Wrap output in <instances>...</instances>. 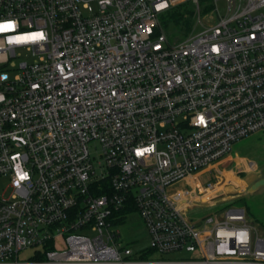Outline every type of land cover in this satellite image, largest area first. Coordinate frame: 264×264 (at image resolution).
Wrapping results in <instances>:
<instances>
[{
	"label": "built area",
	"instance_id": "built-area-1",
	"mask_svg": "<svg viewBox=\"0 0 264 264\" xmlns=\"http://www.w3.org/2000/svg\"><path fill=\"white\" fill-rule=\"evenodd\" d=\"M187 1L204 29L170 44L161 18ZM6 21L0 264H264L244 207L189 215L222 191L200 173L264 130V0H0ZM129 211L148 250L189 256L135 251Z\"/></svg>",
	"mask_w": 264,
	"mask_h": 264
},
{
	"label": "rangeland",
	"instance_id": "rangeland-1",
	"mask_svg": "<svg viewBox=\"0 0 264 264\" xmlns=\"http://www.w3.org/2000/svg\"><path fill=\"white\" fill-rule=\"evenodd\" d=\"M179 7L180 12H185L189 8L193 9L191 1ZM197 18V16L193 17L189 34H197L204 29L203 25L197 22ZM161 20L170 44L179 43L186 38L175 20L168 15L163 16ZM252 161L257 165L255 168H250ZM204 173L200 177L203 185L219 183L222 191L211 197L209 202L199 203L190 209L189 215L194 220L215 213L218 214L216 217H219L226 206L244 207L249 222L258 230L259 236L264 237V186H261V183H264V130L236 142L225 159L214 167L206 169ZM10 182V177L0 178L1 194L10 196L12 192ZM246 183L249 187L245 186ZM190 186L189 182L183 181L176 188L189 189ZM241 188L246 192H242ZM249 189L253 191L250 192ZM120 230L124 241L129 243L135 251L149 247L150 235L139 212H127L125 221L120 224ZM33 254L34 249L27 248L19 253V259L29 260Z\"/></svg>",
	"mask_w": 264,
	"mask_h": 264
},
{
	"label": "trees",
	"instance_id": "trees-1",
	"mask_svg": "<svg viewBox=\"0 0 264 264\" xmlns=\"http://www.w3.org/2000/svg\"><path fill=\"white\" fill-rule=\"evenodd\" d=\"M179 9L180 7L171 11L168 14V17L176 21V24H178L179 28L182 31V34H185V36H188L189 32L191 31V27H192L193 9L192 8L186 9L185 12L184 11L180 12ZM187 13H190V14L186 15ZM37 258L43 259L44 256L39 255Z\"/></svg>",
	"mask_w": 264,
	"mask_h": 264
},
{
	"label": "crops",
	"instance_id": "crops-1",
	"mask_svg": "<svg viewBox=\"0 0 264 264\" xmlns=\"http://www.w3.org/2000/svg\"><path fill=\"white\" fill-rule=\"evenodd\" d=\"M205 172V171H204ZM204 172H202V173H200V176H199V181L201 182V179H200V177L202 176V175H204L205 173ZM202 183V182H201ZM191 184V183H190ZM203 184V183H202ZM246 186V185H245ZM247 187V186H246ZM241 191H242V188H241ZM238 192H239V190H238ZM224 209V208H223ZM217 212H218V210H217ZM145 249H147V248H145ZM145 249H143V251H142V255L144 256V257H147V258H152V259H155V260H166V261H173V260H178V259H183V258H187L189 255H187V254H183V253H174V254H170V255H161V254H159V253H156V252H153V251H150V250H145ZM139 251H141V250H139Z\"/></svg>",
	"mask_w": 264,
	"mask_h": 264
},
{
	"label": "snow or ice",
	"instance_id": "snow-or-ice-1",
	"mask_svg": "<svg viewBox=\"0 0 264 264\" xmlns=\"http://www.w3.org/2000/svg\"><path fill=\"white\" fill-rule=\"evenodd\" d=\"M13 26L14 25H13L12 21H6L3 23H0V31L6 30V29H11V28H13ZM35 35H39V34H35ZM30 38H35V37L34 36L33 37H21V36L16 37L17 40L30 39Z\"/></svg>",
	"mask_w": 264,
	"mask_h": 264
},
{
	"label": "water",
	"instance_id": "water-1",
	"mask_svg": "<svg viewBox=\"0 0 264 264\" xmlns=\"http://www.w3.org/2000/svg\"><path fill=\"white\" fill-rule=\"evenodd\" d=\"M245 185H247V187H249L248 186V183H246ZM261 186H264V183H261ZM249 191L252 192L253 190L252 189H249Z\"/></svg>",
	"mask_w": 264,
	"mask_h": 264
}]
</instances>
